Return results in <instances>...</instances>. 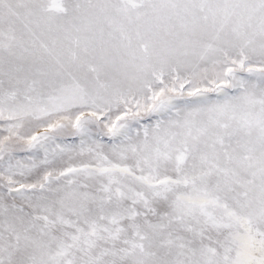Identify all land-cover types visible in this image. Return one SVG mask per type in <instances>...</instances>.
Masks as SVG:
<instances>
[{
  "label": "snow or ice",
  "instance_id": "obj_1",
  "mask_svg": "<svg viewBox=\"0 0 264 264\" xmlns=\"http://www.w3.org/2000/svg\"><path fill=\"white\" fill-rule=\"evenodd\" d=\"M0 264H264V0H0Z\"/></svg>",
  "mask_w": 264,
  "mask_h": 264
}]
</instances>
